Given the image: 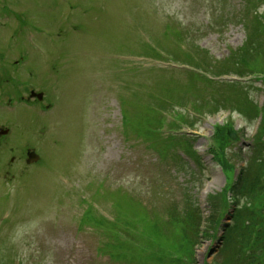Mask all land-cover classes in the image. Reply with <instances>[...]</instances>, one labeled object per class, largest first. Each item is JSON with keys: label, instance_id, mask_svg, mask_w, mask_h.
<instances>
[{"label": "rangeland", "instance_id": "1", "mask_svg": "<svg viewBox=\"0 0 264 264\" xmlns=\"http://www.w3.org/2000/svg\"><path fill=\"white\" fill-rule=\"evenodd\" d=\"M9 1L16 15L10 30L8 20L7 28L0 23V75L6 85L2 89L0 84V125L9 127L11 134L0 141L18 150L34 146L43 158L25 171H14L12 179L10 175L5 178L4 169H0V214L11 217L10 222L0 217L1 263L110 264L107 257L98 254L104 232L90 227L80 230L78 225L84 198L96 200L94 193L100 187H124L164 214L167 206L175 205L171 202H186L189 187L205 217L209 216V195L220 192L226 184L221 167L208 152L215 125L232 122L240 132L243 141L233 145L243 151L237 156L233 146L229 152L235 173L251 159L250 144L258 125H247L237 111L193 118V129L185 127L182 132L202 156L204 169L199 171L188 156L181 162L183 168L161 164L154 151L134 139L135 133L126 138L122 115L131 121L145 109L138 83L154 80L156 73L144 74L150 67L166 65L140 55L146 53L147 44L171 49L176 36L167 23L181 35L185 32L188 44L202 47L215 59H225L244 43L262 63L264 39L259 38L254 45L239 23L243 0ZM3 7L0 3V9ZM223 8L227 17L221 14ZM199 56L205 57L202 52ZM11 72L16 73L13 81L8 78ZM178 76L185 78L184 74H173ZM163 78L155 80L154 86L175 88L176 78ZM249 83L251 97L263 102L262 91L253 93ZM29 88L43 90L54 109L42 113L38 106L22 102L21 95ZM143 89L152 92L148 87ZM132 93H137L135 100ZM153 93L159 91L154 89ZM202 109L207 111L208 107L203 105ZM168 118L180 123L176 117ZM10 155L0 154V166ZM166 166L174 169L168 172ZM59 186L64 192L60 191V202L52 195ZM100 201L98 207L103 211L108 208L112 216V200ZM231 210L224 215L222 225ZM223 245L218 239L205 238L196 248L195 264L223 260ZM212 249L216 251L210 253Z\"/></svg>", "mask_w": 264, "mask_h": 264}, {"label": "trees", "instance_id": "2", "mask_svg": "<svg viewBox=\"0 0 264 264\" xmlns=\"http://www.w3.org/2000/svg\"><path fill=\"white\" fill-rule=\"evenodd\" d=\"M240 11L242 14L240 21L247 29L248 38L251 42L254 41L252 43L256 45L259 38L264 39V0H243V7L241 5ZM174 33L178 40L186 39L185 33L183 35L180 31ZM147 46L149 48L146 49L145 55L164 58L165 53L169 54L168 50L164 48H156L150 44ZM262 51V63L253 50L251 52L247 46H243L237 51H231L225 60L220 61L224 63L212 64L210 59L199 56L196 51V56L192 54L187 56V62L203 69L211 76L239 75L245 77L261 73L264 82V50ZM171 54L173 56V53ZM180 54L186 55L182 46L175 49L174 57L177 58ZM154 81L150 83L148 81L141 82V90L139 91L144 96H149L152 106L143 109L134 120L131 119L130 121L128 117H125L123 126L126 138L130 132L135 133L136 137H142L146 140L152 138L150 144L155 146L161 155H165L171 147L175 148L177 145L192 155L193 146L190 145L188 138L185 135H175L173 132L176 131L177 124L164 114V112L172 114L187 123L189 116L188 114L187 116L184 115L185 113L179 110L181 105L190 104L195 112L203 115L227 108L239 110L248 116L255 112L256 116L252 119H257L259 114H262V122L264 123V107L262 113H259L258 106L249 99L248 86L243 82L215 81L212 78L201 77L195 72H190L187 80H185V85L178 86L177 93H173L168 87L159 96L153 93ZM218 85L222 89H219ZM145 87H148L152 92L145 91L143 89ZM239 91H244V99L238 100ZM153 103L157 105L154 106ZM203 105L208 107L207 111L202 109ZM189 123L191 124V122ZM162 128H168L171 134L166 135ZM228 144L229 139L225 134V127L218 126L215 136L212 137L210 150L227 167L230 166L226 159ZM248 181L247 175H241V187L246 185ZM118 193L122 195L123 210L117 204L119 215H116L115 219L107 220L97 212H93L89 219H82L83 224H91L104 229L108 239L103 243L101 251L107 254L114 263L178 264L181 259L174 258L176 256H173L174 251L179 253L193 251L200 223V218L195 216V211L176 212V207L173 206L165 215L157 209L147 208L128 189L118 190ZM225 200L224 197L223 201L225 202ZM190 208L192 206L188 209ZM243 214L247 215L248 213L238 211L240 217ZM215 219L214 215L210 217L211 222H214ZM243 225L240 236H235L237 225L229 226L223 239L226 243H237L244 248L246 247L247 250L240 249L239 252H235V255L225 257L226 260L223 262L216 260L214 264H232V262H235L234 264H264V217L256 223L249 219V222H244ZM0 264H2L1 261Z\"/></svg>", "mask_w": 264, "mask_h": 264}, {"label": "water", "instance_id": "3", "mask_svg": "<svg viewBox=\"0 0 264 264\" xmlns=\"http://www.w3.org/2000/svg\"><path fill=\"white\" fill-rule=\"evenodd\" d=\"M228 129H229V131H231V127H229Z\"/></svg>", "mask_w": 264, "mask_h": 264}]
</instances>
